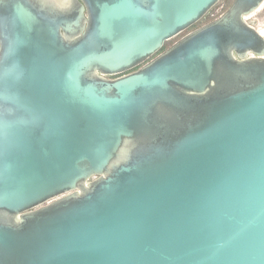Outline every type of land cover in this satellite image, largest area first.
<instances>
[{
    "label": "water",
    "instance_id": "water-1",
    "mask_svg": "<svg viewBox=\"0 0 264 264\" xmlns=\"http://www.w3.org/2000/svg\"><path fill=\"white\" fill-rule=\"evenodd\" d=\"M219 1L0 0V264H264V0L160 51Z\"/></svg>",
    "mask_w": 264,
    "mask_h": 264
},
{
    "label": "rangeland",
    "instance_id": "rangeland-1",
    "mask_svg": "<svg viewBox=\"0 0 264 264\" xmlns=\"http://www.w3.org/2000/svg\"><path fill=\"white\" fill-rule=\"evenodd\" d=\"M229 1L230 0H220L217 3V5H215L200 21H198L196 24H194L190 28H188V29L184 30L183 32L179 33L178 35H176L172 39L166 41L164 46L165 47L170 46L173 42H175L177 39H179L181 36L185 35L189 31H191L195 27H198V26H200V25L212 20L216 16H218L222 11H224L227 8ZM246 20H247L248 23L253 25L258 30L264 29V2L262 3V5L255 12L250 14L246 18Z\"/></svg>",
    "mask_w": 264,
    "mask_h": 264
},
{
    "label": "flooded vegetation",
    "instance_id": "flooded-vegetation-1",
    "mask_svg": "<svg viewBox=\"0 0 264 264\" xmlns=\"http://www.w3.org/2000/svg\"><path fill=\"white\" fill-rule=\"evenodd\" d=\"M231 2H232V0L229 1L228 5H229ZM222 12H223V11H222ZM222 12H221V13H222ZM221 13H220V14H221ZM216 17H217V16H216ZM195 28H196V27H195ZM195 28H194V29H195ZM192 30H193V29H192ZM189 32H190V31H189ZM165 48H166V47L163 46V48H162L160 51H162V50L165 49ZM160 51H159V52H160Z\"/></svg>",
    "mask_w": 264,
    "mask_h": 264
},
{
    "label": "bare ground",
    "instance_id": "bare-ground-1",
    "mask_svg": "<svg viewBox=\"0 0 264 264\" xmlns=\"http://www.w3.org/2000/svg\"><path fill=\"white\" fill-rule=\"evenodd\" d=\"M248 16H249V15H248ZM248 16H247V17H248ZM247 17H246V18H247ZM258 31L264 36V29H262V30H258Z\"/></svg>",
    "mask_w": 264,
    "mask_h": 264
}]
</instances>
